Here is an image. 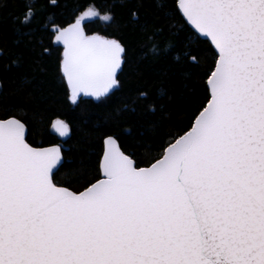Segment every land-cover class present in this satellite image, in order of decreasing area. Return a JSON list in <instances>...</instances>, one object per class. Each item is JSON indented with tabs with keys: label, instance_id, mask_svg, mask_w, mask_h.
<instances>
[{
	"label": "snow or ice",
	"instance_id": "obj_1",
	"mask_svg": "<svg viewBox=\"0 0 264 264\" xmlns=\"http://www.w3.org/2000/svg\"><path fill=\"white\" fill-rule=\"evenodd\" d=\"M176 8L214 60L206 103L154 162L141 167L109 135L101 178L73 189L55 178L60 147H34L22 119H0V264H264V0ZM93 17L110 19L88 8L51 29L72 102L104 96L122 71L125 48L87 34Z\"/></svg>",
	"mask_w": 264,
	"mask_h": 264
},
{
	"label": "trees",
	"instance_id": "obj_2",
	"mask_svg": "<svg viewBox=\"0 0 264 264\" xmlns=\"http://www.w3.org/2000/svg\"><path fill=\"white\" fill-rule=\"evenodd\" d=\"M29 6L35 15L25 24ZM88 8L110 19L86 20L87 34L117 39L124 63L107 97L72 102L51 29ZM213 60L212 46L186 24L176 0H0V119H22L32 146L59 145L55 178L73 189L100 177L106 136L118 138L141 167L154 162L206 103ZM56 119L68 124L66 138L54 133Z\"/></svg>",
	"mask_w": 264,
	"mask_h": 264
},
{
	"label": "water",
	"instance_id": "obj_3",
	"mask_svg": "<svg viewBox=\"0 0 264 264\" xmlns=\"http://www.w3.org/2000/svg\"><path fill=\"white\" fill-rule=\"evenodd\" d=\"M176 4H177V0H176ZM184 20V19H183ZM74 22V21H73ZM72 22V23H73ZM186 22V21H185ZM71 24V23H70ZM187 24V23H186ZM69 25V24H68ZM188 25V24H187ZM67 26V25H66ZM189 26V25H188ZM190 27V26H189ZM191 28V27H190ZM192 29V28H191ZM193 30V29H192ZM194 31V30H193ZM96 35H100V36H103V37H105V38H108V39H115V38H112V37H108V36H104V35H102V34H100V33H95ZM89 35H93V34H89ZM198 35V34H197ZM199 36V35H198ZM200 37V36H199ZM200 38H202V37H200ZM202 39H204V38H202ZM115 40H117V39H115ZM209 42V41H208ZM210 43V42H209ZM60 47H61V58H62V52H63V46L62 45H59ZM123 63H124V53H123V62H122V66H123ZM60 71H61V67H60ZM121 72V71H120ZM119 72V73H120ZM61 74H62V71H61ZM119 75V74H118ZM62 77H63V74H62ZM63 80H64V83H65V85H66V87H67V89H68V91H69V94H70V89L68 88V85H67V82H66V80H65V78L63 77ZM118 85V84H117ZM117 85L116 86H114L112 89H110L109 90V92L107 93V94H105L104 96H102V97H99V98H105V97H107L116 87H117ZM78 98H91V99H96L97 97H92V96H85L84 94H80L79 95V97ZM8 118H10V117H8ZM8 118H6V119H8ZM61 120V119H60ZM52 129H53V131H54V133L55 134H57L59 137H61L56 131H55V129L52 127ZM69 135V133L66 135V136H64V137H61V138H66L67 136ZM107 137V136H106ZM105 137V138H106ZM104 138V139H105ZM104 139H103V147H104ZM52 146H58V147H60L59 145H57V144H54V145H49V146H44V147H42V148H48V147H52ZM35 147V146H34ZM61 148V147H60ZM102 152H103V150H102ZM102 155V154H101ZM61 156H62V162H63V154H62V149H61ZM99 178H101V177H99Z\"/></svg>",
	"mask_w": 264,
	"mask_h": 264
},
{
	"label": "rangeland",
	"instance_id": "obj_4",
	"mask_svg": "<svg viewBox=\"0 0 264 264\" xmlns=\"http://www.w3.org/2000/svg\"><path fill=\"white\" fill-rule=\"evenodd\" d=\"M94 18V17H93ZM90 19H92V18H90ZM89 20V19H88Z\"/></svg>",
	"mask_w": 264,
	"mask_h": 264
}]
</instances>
